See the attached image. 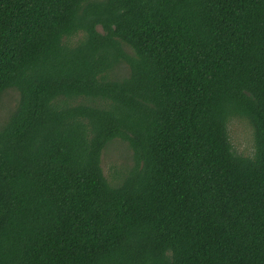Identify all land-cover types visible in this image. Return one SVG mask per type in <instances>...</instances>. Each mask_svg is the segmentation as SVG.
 <instances>
[{"label": "trees", "instance_id": "obj_1", "mask_svg": "<svg viewBox=\"0 0 264 264\" xmlns=\"http://www.w3.org/2000/svg\"><path fill=\"white\" fill-rule=\"evenodd\" d=\"M9 89L0 264H264V0H0Z\"/></svg>", "mask_w": 264, "mask_h": 264}, {"label": "rangeland", "instance_id": "obj_2", "mask_svg": "<svg viewBox=\"0 0 264 264\" xmlns=\"http://www.w3.org/2000/svg\"><path fill=\"white\" fill-rule=\"evenodd\" d=\"M124 74V72H120ZM117 76V75H116ZM16 90L5 91L0 98V126L7 120L18 102ZM228 140L233 151L243 157H252L254 154L253 128L245 118L231 117L227 123ZM130 150L115 139L103 150L101 156V168L103 175L111 185H116L120 180V174L131 165ZM120 169V170H119Z\"/></svg>", "mask_w": 264, "mask_h": 264}]
</instances>
